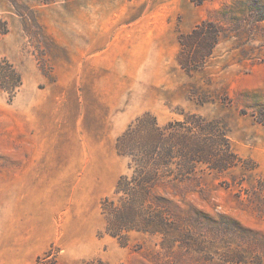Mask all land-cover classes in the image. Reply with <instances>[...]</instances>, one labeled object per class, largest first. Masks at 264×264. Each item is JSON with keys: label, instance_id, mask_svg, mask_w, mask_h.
I'll list each match as a JSON object with an SVG mask.
<instances>
[{"label": "rangeland", "instance_id": "obj_1", "mask_svg": "<svg viewBox=\"0 0 264 264\" xmlns=\"http://www.w3.org/2000/svg\"><path fill=\"white\" fill-rule=\"evenodd\" d=\"M0 64V264H264V0H0Z\"/></svg>", "mask_w": 264, "mask_h": 264}, {"label": "crops", "instance_id": "obj_2", "mask_svg": "<svg viewBox=\"0 0 264 264\" xmlns=\"http://www.w3.org/2000/svg\"><path fill=\"white\" fill-rule=\"evenodd\" d=\"M62 108H57L56 112H61ZM62 118V116H61ZM60 118V119H61ZM61 137L55 139V143H61ZM24 159L21 166V171L19 173L33 174L36 169L45 170V173H53L55 175H72L75 177L82 174L83 179L86 175L93 176V180L88 182L87 185L96 186L101 183L100 175L103 174V170H106L107 164L105 161L98 156L97 158L91 159V156L87 158L84 152L80 154H74L73 157L69 158L68 153L64 152H50V151H40L35 150L30 152L29 162H26V154L21 153ZM48 159V161H46ZM38 160V161H35ZM81 180L78 181L80 183Z\"/></svg>", "mask_w": 264, "mask_h": 264}, {"label": "trees", "instance_id": "obj_3", "mask_svg": "<svg viewBox=\"0 0 264 264\" xmlns=\"http://www.w3.org/2000/svg\"><path fill=\"white\" fill-rule=\"evenodd\" d=\"M3 63L9 67L10 73H11L12 77L14 78V80L16 81L15 82L14 89L15 90L19 89L21 87V85H22V80H21L20 74L16 71V69L14 68V66L12 64H10L8 61L4 60ZM1 67L2 66L0 64V68ZM0 90H4V91L8 92L10 94V96H13L15 94V93L9 92L6 84L0 83ZM130 130L125 135H123L121 138H119V140L117 142V151L121 155H124V151L122 149L121 142H122V140L124 138H126V136L128 137V135L131 133ZM142 183H143V181L142 182H139L138 184L140 186H142ZM124 184H126L127 187L130 186V180L128 178H126L125 176H123L121 178V180L119 181V184H118L117 190H116V194H118V193H120L122 191ZM107 204H109L110 206L111 205H114L115 206L114 201L110 200V198H107L105 200V204L103 205V208H102V211H103V214L104 215L106 213V209H108V207H107L108 205ZM114 211L116 213H120L121 216L116 217L115 220L114 219L112 220L109 217H107V231H108V233H110L113 237H117L118 236V234H116L117 229H120L121 231H125V230L126 231H129V230L134 229V225L132 224L133 219L131 217H133L134 214L137 215V213H135L136 210H135V208L133 206L128 208L125 205L123 207V209H119V210H117L114 207Z\"/></svg>", "mask_w": 264, "mask_h": 264}]
</instances>
